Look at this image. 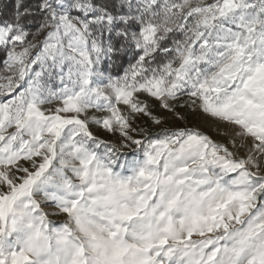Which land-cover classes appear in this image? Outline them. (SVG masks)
<instances>
[{
  "label": "snow or ice",
  "instance_id": "snow-or-ice-1",
  "mask_svg": "<svg viewBox=\"0 0 264 264\" xmlns=\"http://www.w3.org/2000/svg\"><path fill=\"white\" fill-rule=\"evenodd\" d=\"M0 264H264V0H0Z\"/></svg>",
  "mask_w": 264,
  "mask_h": 264
}]
</instances>
